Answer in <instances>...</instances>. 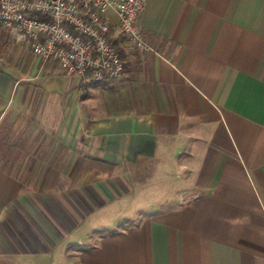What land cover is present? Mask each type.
Masks as SVG:
<instances>
[{
    "label": "crops",
    "instance_id": "obj_1",
    "mask_svg": "<svg viewBox=\"0 0 264 264\" xmlns=\"http://www.w3.org/2000/svg\"><path fill=\"white\" fill-rule=\"evenodd\" d=\"M137 25L87 84L0 26V264H264V0Z\"/></svg>",
    "mask_w": 264,
    "mask_h": 264
},
{
    "label": "built area",
    "instance_id": "obj_2",
    "mask_svg": "<svg viewBox=\"0 0 264 264\" xmlns=\"http://www.w3.org/2000/svg\"><path fill=\"white\" fill-rule=\"evenodd\" d=\"M146 0H0V26L45 63L87 84L118 78L124 59L112 42L115 27L140 50H151L137 17ZM113 14L117 21L110 19Z\"/></svg>",
    "mask_w": 264,
    "mask_h": 264
},
{
    "label": "trees",
    "instance_id": "obj_3",
    "mask_svg": "<svg viewBox=\"0 0 264 264\" xmlns=\"http://www.w3.org/2000/svg\"><path fill=\"white\" fill-rule=\"evenodd\" d=\"M120 55H121V57H122V53H121V51H120Z\"/></svg>",
    "mask_w": 264,
    "mask_h": 264
}]
</instances>
